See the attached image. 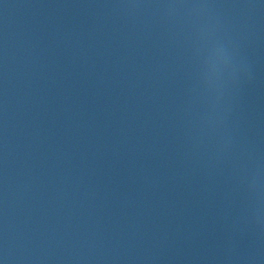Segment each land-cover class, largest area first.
<instances>
[{
  "label": "water",
  "instance_id": "obj_1",
  "mask_svg": "<svg viewBox=\"0 0 264 264\" xmlns=\"http://www.w3.org/2000/svg\"><path fill=\"white\" fill-rule=\"evenodd\" d=\"M264 0H0V264H253Z\"/></svg>",
  "mask_w": 264,
  "mask_h": 264
}]
</instances>
